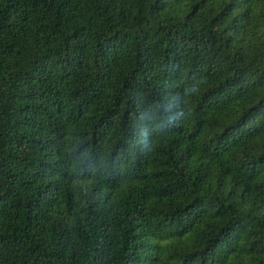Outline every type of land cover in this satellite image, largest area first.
I'll list each match as a JSON object with an SVG mask.
<instances>
[{
	"label": "trees",
	"instance_id": "1",
	"mask_svg": "<svg viewBox=\"0 0 264 264\" xmlns=\"http://www.w3.org/2000/svg\"><path fill=\"white\" fill-rule=\"evenodd\" d=\"M0 264H264V0H0Z\"/></svg>",
	"mask_w": 264,
	"mask_h": 264
}]
</instances>
